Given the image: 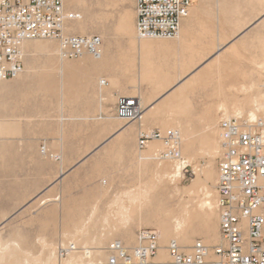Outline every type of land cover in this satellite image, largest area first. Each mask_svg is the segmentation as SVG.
Returning <instances> with one entry per match:
<instances>
[{"label":"rangeland","instance_id":"1","mask_svg":"<svg viewBox=\"0 0 264 264\" xmlns=\"http://www.w3.org/2000/svg\"><path fill=\"white\" fill-rule=\"evenodd\" d=\"M136 1L137 0H127L125 2H117L116 6H107L105 0H88V3L91 6H94L93 13L97 12L91 17L94 20L101 22L107 32H110L112 34L114 33L116 35L115 38L119 39V41H122L119 46L125 45V41L121 40L119 36H117L115 31L116 24L119 20L120 15L128 9H131L134 14H136ZM193 2V7L197 4L202 6V23L207 26H215L218 32H221L223 38L218 43L219 46L216 49L215 53L207 58L206 62L200 64V66H197L190 74H186L185 78L183 79L187 80H182L174 89L169 88L170 86L168 87L169 89L166 88V90H164L163 96L160 97L154 105H157V103L159 104L165 95L167 96L171 93L167 97L169 98L181 88L180 86H182V84L189 83L197 75L206 71L207 69H210V67L214 65L215 67L207 73V76L205 78L206 81L201 85L197 84L192 93L189 95L190 109L189 113L187 114L191 116V122L189 125L190 129H193L194 134H197L196 137L201 143L203 137L208 132L207 109L209 106H215L220 100L213 97L214 88L216 86V83H218L217 80L215 81V77H217L218 75L228 77L227 79L222 81V84H225V88L226 86L228 88L229 84L231 83H244L245 81L241 76V73L248 72L251 68L257 67V63H260V34L263 35L264 40V5L261 9L260 4L256 5V8H252V5L248 3V0H193ZM66 10L68 12H74L69 8H66ZM84 17L87 18L86 15H84ZM94 35L101 36L99 32H94L90 36ZM49 41H54L59 44V42L55 40ZM117 49L118 48H116L115 50ZM237 51L240 52L239 56L235 55ZM46 56L48 55L40 54L37 56L31 76L34 79L37 78V75L39 73L48 72L47 75H50L49 83L51 89H46V87L40 88L37 86L36 82H33L31 84H23V82H18L16 81V79H14L10 80L9 83L12 84L8 89L10 90L11 87L20 86L21 92H19L18 94H12L8 90L9 94H7V91H0V102L2 101L6 104L5 108L0 107V115H5V119L8 120V124L14 126L18 132L14 136H0V243H7L12 239L20 241L19 243L24 248V251L26 253V258L30 257L29 259H31L33 264H48V258L52 256L54 259H56L55 251H57L62 246V240L64 236L63 228L66 225L65 223L68 222V224L73 225L78 222L91 219V223L89 224V229L91 231V235L89 234L90 237H109L110 235H113L114 237L112 239H107L104 242L103 248L105 251H107L109 245L115 241L122 242L130 251H132L138 244L137 235L140 230L150 229L160 234L159 230L153 224L149 223V220L152 218L151 214H154L157 211L156 206L159 204V197H161L162 195L168 196L169 199L167 198L164 203L165 210L167 209L166 211L174 212H177L180 209L179 205H183L186 200H190V196L188 195V192L185 191V189L187 190L197 178L196 171L194 170L195 168L191 166L192 169L189 170L188 173L184 174L182 181L178 185L179 188L181 190H184L185 192L183 191L177 197V194H174L175 192H173L172 188H170L169 191H162L163 188L159 187L161 185L156 182V170L154 169V166L152 164L144 166L134 155L135 160L126 161V163L131 164L130 172L126 173H130L133 191L127 194H119L117 192H114V182H112L115 175H118V170L116 167H114L118 162L114 161L112 157L102 158L101 155L106 154V150L108 149V147H110L114 143V141H112V143L109 142V137L114 135L112 134L114 130L110 131L106 128L104 130H101L100 128L88 127V125L99 126L101 124V122L99 121L67 122L68 127H72L71 129L69 128V132L71 131L74 137L84 136L91 138V140H105L109 143L107 145H37L39 154H41L40 150L42 146H47L48 149H50V154L54 156L60 155L64 157L65 150L67 152L71 151V153L73 154L74 165H78L79 163H81L82 159L96 157L99 158L95 161L96 166L94 169H86L82 173L79 171V174L73 178V185L71 189L72 192L68 195L71 199L68 200V202H66L64 197H61L63 184L60 176L57 177V196L61 199L59 202H56L58 206H56L55 212H51L49 214L47 213L46 215H44L45 217H41L39 215V212H41L42 209H40L41 205L39 203L40 201L38 197V187L34 185L32 186V184H10L11 181L30 182L33 177L30 176L24 178L7 176V162H10V160L8 161V159H11L12 157L7 156L6 149H14L15 154L18 151L19 153H28L29 149H31V146L29 144H23V138H26V136H39L38 134H35L34 131L38 130L40 126H44L48 129L51 128L50 130H54L53 126H55V128L57 129V127L59 128L60 126H64L67 120L66 116L64 115V101H58L57 103L52 102L58 99L57 95L64 94L63 91L65 89V82L61 80V78H63V74L65 73L62 70L63 63H60V70V68L54 67L53 64L50 63L49 57ZM211 61L214 62L208 66V63ZM24 63L26 69L25 56ZM216 65L218 67H216ZM189 67L190 66L187 65L186 72L189 70ZM215 70L216 72H218L214 75L213 71ZM186 72L183 73L181 69H177V72L173 71L172 75L178 74L181 77ZM58 78L59 80H57ZM123 78L127 79V75ZM261 79L262 82L260 81L261 83H259V87L262 89V91H264V70L262 71ZM177 80L178 79H176L171 85H173ZM86 89H88V83ZM226 90L228 91V89ZM43 92L48 94V96H41ZM39 99H41V101ZM166 99H164L163 101H165ZM161 103L157 106H160ZM150 109L151 108L146 110L144 109L143 113L144 111H149ZM229 110L230 114L234 113L232 108ZM250 112V110H244L241 113L244 114V118H248L247 116L250 114ZM224 113L225 110L221 109L217 112L218 120L216 122V129L218 131V139L219 123L223 119ZM13 115H16L17 117H13ZM28 118L32 121H29ZM140 121L130 122L137 125V131L135 133V147H137L139 152L146 149H140L138 147L139 135L141 132L145 131L140 127ZM154 129H158L164 132L165 130H168L170 128L163 129V127L156 126L152 130ZM147 132L149 131L147 130ZM11 150L9 151L11 152ZM201 152L202 154H199L198 157V164L204 166L208 159V156L206 155L207 149L200 151V153ZM109 155L111 156L112 153ZM60 156H58L60 158V160L58 161L51 158L49 154L48 156L46 155V158L48 160H53V162L55 161L56 163H60ZM184 156L186 157L185 154ZM214 162L218 177L217 155ZM2 164L4 165L3 167ZM103 180L108 182V187H103L101 185ZM153 182H156L155 184L159 185H155L158 188H155L154 186V188L151 189L150 195L153 196V199L155 197L154 201L151 202L153 205L149 206L151 204L149 201L138 202V205H147L142 208H137L138 212L130 218V222L127 224L125 222V211L130 210V206H132V204L135 206L136 203L133 202L130 197L132 196V194L135 195L136 193H139L138 190H141L140 193L143 194V191L140 188H148L149 186L153 185ZM65 185L66 184H64L63 187H65ZM11 191H15L18 196H22V199L17 200L15 205L10 204L8 208H5V204L8 202L6 200V197ZM181 199L185 200L181 201ZM68 205H70L71 207H68ZM3 208H5L6 210ZM94 211L95 214L92 215ZM47 218L50 219V221H55V223H46ZM117 227L119 230L117 229ZM115 230L119 232H115ZM128 231L131 232L133 239H130L128 237ZM219 236L221 239L220 224ZM93 237H91V242H89V244H91L89 246L94 249L95 247H98V245L96 244V240L94 241L92 239ZM198 240H201L203 242L204 238H194V242L190 246V248H185L182 246L183 250L186 253H189L191 251V247ZM221 242L222 239L217 244L209 245L210 249H213L214 247L220 245ZM204 244L206 243L204 242ZM79 250L82 251L83 249ZM56 254L58 256V251L56 252ZM54 261H56V264H60L59 256L58 260ZM170 262V264H174L172 258ZM77 264L83 263L79 262ZM150 264H154V259L150 261Z\"/></svg>","mask_w":264,"mask_h":264},{"label":"bare ground","instance_id":"2","mask_svg":"<svg viewBox=\"0 0 264 264\" xmlns=\"http://www.w3.org/2000/svg\"><path fill=\"white\" fill-rule=\"evenodd\" d=\"M125 1L127 0H105L107 6H116L117 2ZM64 2L66 3L65 8H69L79 15L78 20L69 22L67 24L66 28L68 34H80L82 36H90L94 32H99L103 41H106V37H108L107 31L103 27L101 22H98L97 20H94L91 17L97 12L93 13L94 6H91L88 3V0H65ZM248 3L252 5V8H256V5L260 4L261 9L264 5V0H248ZM193 8L191 9L189 16L183 19L182 22L191 17L194 11ZM84 15H86L87 18H85ZM135 18L136 14H134L131 9H128L120 15L119 20L116 24V34L121 40L125 41V45H120L117 50H115L114 48L113 50L110 49L108 45H105L107 43L103 42L104 45L102 46V56L100 58H94L90 55L92 59L90 57L88 59L93 60V63H96V66H98V63L105 62V66L111 67L109 68L110 70L112 68L115 70L118 69L121 71L122 74L124 73L125 75H127V81L125 80L126 82H122L121 79H117L119 77L116 78L117 80L114 78L115 80L111 82L109 80V87L105 85L107 79H100L98 81L97 85L99 86V88L104 92H111V95L112 91L110 89L113 86L117 88V91L120 90L118 92H126L128 86L131 85L133 86V90L135 91L136 85L138 81H140L144 89V94L142 95L143 103H141V106L146 110L148 108L147 106L150 105V102H152V100L158 94H160L161 92L166 90V88L171 86V84L176 79H179L180 75H172L173 71L177 72V69H181L183 73L186 72L187 65H189V63L187 64L189 57L188 59L186 57H182L176 58L173 61L171 60L170 56H177L176 52L178 50L176 46V38L178 36L174 39L153 38L139 40L136 36ZM108 38H111V36H109ZM260 39V63H257V67L251 68L248 72L241 73V76L245 81L244 83H231L229 84L228 88L227 86L225 88V84H222V81L227 79L228 77L219 75L215 77V81L217 80L218 83H216V86L214 88L213 97L218 98L220 100L215 106H209L207 109L208 132L203 137L201 143H198L196 141L197 134H194L193 129H190L189 124L191 122V116L187 115L190 109L189 95L192 93L197 84L201 85L203 82L206 81L205 78L207 76V73L215 67L214 65L210 67V69H207L206 71L197 75L189 83L182 84V86H180L181 88L169 98H167L165 101H163L160 106L153 107L149 111H144L143 113L142 119L140 121V127L143 130L152 131L154 127L158 126L163 127V129H174L179 132L182 142L181 150L183 158L189 165L195 168L194 170L197 174V178L194 180L193 184L187 190L185 189V191L188 192V195L190 196V200H186V202L184 201L185 203H183V205H179L180 209L178 208L179 210L177 212L166 211L167 209L165 210L164 203L167 200L168 196L162 195L158 198L159 204L156 206L157 211L156 213L151 214L152 218L149 220V223L153 224L159 230L160 233V249L158 251L157 256L154 258V264L171 263V257L166 247L172 240H176L181 246L185 248H190V246L194 242V238L196 237H203V242H205L208 247L209 245L219 243V241L221 240L219 236L220 217L216 206V184L218 177L214 162L216 159V155L218 156L219 144V139L217 138L218 131L216 129V122L218 120L217 112L220 109L225 110L223 119H229L234 117L244 118V114H242L241 112H243L244 110H250L251 112L247 116V120H261L264 122V91H262V89L259 87V83L262 82V71L264 70V40L262 34H260ZM109 45L111 46V43ZM22 53L23 56L26 57V69L24 73H22L18 78H16V81L23 82V84H31L33 82H36L37 86L40 88L46 87V89H51L49 83L50 75H47L48 72L39 73L37 75V78H34L35 80L31 76L35 60L40 54L48 55L46 57H49L50 63H52L54 67L60 68V70V63L62 62V70L64 72L65 66H69L68 64H65L69 62L70 59L62 57L60 45L54 41H27L22 45ZM235 55L239 56L240 52L237 51ZM85 56L86 54H84L79 59L81 60L82 58H85ZM216 67L218 66L216 65ZM74 69H76V67ZM217 72L215 70L213 71V74L215 75ZM98 73L100 74V71ZM98 73L97 75H99ZM9 82L10 80L0 81V91H7V94H9L8 88L12 84ZM89 85H93V82H89ZM115 89L113 88L112 90ZM226 89H228V91ZM9 91L12 94H18L19 92H21V87H11ZM137 92L135 91L134 93L130 94H133L134 96ZM5 105L6 104L4 102H0L1 108H5ZM231 108L234 112L233 114H230L229 109ZM112 114L110 117H113ZM14 116L17 117L16 115H13V117ZM5 117V115H0V136L16 135L18 133L17 129L14 126L9 125L8 120L5 119ZM28 120L32 121L29 118ZM119 124L124 128L121 135H119L121 139L114 141V143L110 147H108L106 153L108 155L119 151L131 153L135 155V157L144 166L152 164L154 166V169L156 170V182L161 185L159 186L158 184H155L156 182H153V185L149 186L148 188H140L142 189L143 194L140 193L141 190H138L139 193H136L135 195L132 194L130 199L136 203L135 206L133 204L132 206H130V210L125 211V222L128 224L130 222V218L138 212L137 208H142L147 205H138V202L149 201L151 203L154 201L155 197L153 199V196L150 195V193L151 189L154 188L155 185L162 187V191L164 192L167 190L169 191L170 188H172L173 192H175L174 194H177L178 197V195H180L184 191L181 190L178 185L184 177V171L180 162L167 161L161 157L162 153L165 151V145L163 144V142L159 140H153L148 143L147 148L144 151L139 152L137 147H135V133L137 131V125L135 123L129 124V122L122 119H119ZM46 149L49 153L50 149H48L47 147ZM204 149H207L206 155L208 156V159L206 164L204 166H201L198 164V157L199 154H202V152L200 153V151H203ZM184 154L186 155V157L184 156ZM101 185L103 187H108V182L103 180ZM156 187L157 186H155V188ZM60 199L61 198L57 196L55 201L59 202ZM183 200L185 199H181V201ZM151 205L153 204L151 203L149 206ZM56 206L58 205L56 204ZM94 214L95 211L92 213V215ZM90 223L91 219L81 221L73 225L68 224V222L65 223L66 225L63 228L64 236L62 240V246L67 247L69 245H75L77 249H83L82 251L77 250L70 253L68 258L64 260L65 263L77 264L79 262H82L83 264H85L87 261L96 262L107 260L108 251L104 250L103 245L107 239H112L114 237L113 235H110L109 237L91 236L93 237L92 239L94 241L96 240V244L98 245V247H95L94 249L91 248L89 246L91 244H89V242H91V237L89 236L91 232L89 229ZM116 231L117 230H115V232ZM128 237L130 239H133L131 232L129 231ZM19 242L20 241L12 239L7 243H0V264H33L31 259H29L30 257L26 258L24 248L20 245ZM57 251H55L56 259H54L52 256L49 257L48 264H56V261L54 260H58V256L56 254ZM213 258V251L212 249H210L208 260Z\"/></svg>","mask_w":264,"mask_h":264},{"label":"built area","instance_id":"3","mask_svg":"<svg viewBox=\"0 0 264 264\" xmlns=\"http://www.w3.org/2000/svg\"><path fill=\"white\" fill-rule=\"evenodd\" d=\"M193 5V0H137V38H176ZM78 19L77 13L66 10L64 0H0V81L14 80L24 72L22 45L27 41L55 40L66 59H79L84 54L100 58L101 36L67 33V24ZM116 115L129 123L138 122L143 108L138 98L121 97ZM153 140L165 145L163 159L180 162L184 174L192 169L183 158L178 131L141 132L138 147L145 149ZM41 151L48 153L46 146ZM49 156L60 160L50 153ZM217 158L216 206L222 242L212 249L214 258L210 260V247L201 240L189 253L172 240L167 247L169 255L174 264H264V122L243 117L222 119ZM137 241L132 251L115 241L107 249V260L85 264H150L160 249L158 232L140 230ZM77 250L75 245L61 246L60 264H67L64 260Z\"/></svg>","mask_w":264,"mask_h":264},{"label":"crops","instance_id":"4","mask_svg":"<svg viewBox=\"0 0 264 264\" xmlns=\"http://www.w3.org/2000/svg\"><path fill=\"white\" fill-rule=\"evenodd\" d=\"M193 9L194 11L191 17L186 19L184 22H182L179 35H178L179 38L178 37L176 38V46L178 50L176 52L177 56H174V55L170 56L172 61L176 58L186 57L188 59L189 57L187 64L189 63L188 66L190 67H189V70L184 75H182L173 85L169 87L172 89L178 86V84L182 80H187V79H183L185 78L186 74H190L197 66H200V64L206 62V59L215 53L216 49L219 46L218 43L223 38L221 35V32L219 33L215 26H211V25L207 26L204 23H202L203 22L202 6L197 4L194 6ZM135 21H136V18H135ZM107 35L108 37L111 36V38L106 37V41L105 42L103 41L104 43H107L105 45L106 46L108 45L110 49L118 48L119 44L122 43V41H119V39L115 38L116 35L114 33L112 34L110 32H107ZM109 42L111 43L112 47L109 45L110 44ZM89 57L91 58L89 54H86L85 58H82L83 60L81 59L82 61L80 59H77V60L70 59V61L65 64V65L68 64L69 66H65V73L63 74V78H61V80L65 82V89L63 91L64 94L57 95V98H58L57 100H54V101L50 100L54 103H57L58 101L59 102L64 101V106H65L64 115L66 116V119H67L64 126H60L59 128L57 127V129L55 128V126H53L54 128L53 127L52 128L54 130H50L51 128L48 129L44 126H40L38 130L34 131V133L38 134L39 136H33V137L26 136V138H23L24 139L22 141L23 144H29L31 146V149H29L28 153H19L18 151L15 154L14 149L12 150L9 148L6 149L7 156L12 157L11 159H8V161L10 160V162H7V169H6L7 176H10V177L16 176V177H24V178L30 177V176L33 177V179L30 182L11 181L10 184L12 185L15 183H22L24 185L32 184V186L34 185L38 187V190H39L38 197L40 201L39 203H41L40 209H42L41 212H39L40 213L39 215L41 217H45L44 215H46L47 213L49 214L51 212H55V208H56L55 199L58 195L57 177L60 176V179H62L63 185H62V190H61V197H64L66 202H68V200L71 199L70 196L68 195L72 192L71 189L73 185V178L79 174V171L82 173L86 169L87 170L94 169L96 166L95 161L98 160L99 158L96 157V158L82 159L81 163H79L80 165L79 164L74 165L73 164V160H74L73 154L71 153V151L67 152L65 150L64 157L58 155L61 157V162L56 163L55 161L53 162V160H50V159L48 160L46 158V155L48 156L50 152L47 154H42L40 150L41 154H39L37 145L38 144H42V145L44 144L46 145L48 144H51V145H74V144L75 145H89V144L107 145L109 142L112 143V141L120 140L121 138L119 135H121L123 131V126L119 124V118L116 115L118 99L121 97H125V96H126L125 98L134 97V98H138L140 104L143 103L142 95L144 94V91H143V86L141 85L140 81H138L136 85L137 90L135 88V91L136 92L138 91V92L134 96L133 94H130V93L135 92L133 90V86H131L130 84H129L130 86L127 85L128 89L126 90V92H122V91L118 92L120 90L117 91L116 87L114 86L111 87L110 90L112 91V95L114 97L111 95V92L107 93L101 90L99 86L97 85L100 79H103V80L107 79L105 85L109 87L110 86L108 85L109 80L111 82V81H114L117 77H119L117 79H121L122 81H125V80L127 81V79L123 78L126 75L124 73L122 74L121 71L118 69L115 70L112 68L111 69L112 71H111L109 69L111 67L105 66L106 64L105 62H103L104 64L98 63L97 65L99 67L104 66L106 69L104 67L99 68L98 66H96V63H93V60H91L92 58L88 59ZM213 62L214 61L209 62L208 66L211 65ZM75 67L77 70L74 69ZM97 71L98 72L100 71V74ZM97 73L99 75H97ZM57 80H59V78ZM89 82H93V85H89ZM87 83H88V89H86ZM113 88L114 89L116 88V89L112 90ZM163 94H164V91L158 94L152 100V102H150V105L147 106L148 107L147 109L159 105L171 93L167 96L165 95L159 104L157 103V105H154L155 102L160 97L163 96ZM41 96L47 97L48 94L43 92ZM39 100L41 101V99ZM114 110H115V114H114ZM111 114L113 117H110ZM73 121H80V122L99 121L101 122L99 126L98 125L97 126L88 125V127L100 128L101 130H104L105 128L110 131L114 130L112 133L114 135L109 137L110 138L109 142L105 140H91V138L84 137V136L74 137L72 135V132L71 131L69 132V128L71 129L72 127L71 126L68 127L67 125V122H73ZM144 132H147V131H144ZM196 141L199 143L198 138H196ZM9 150H11V152ZM101 155H102V158L112 157L114 161L118 162L114 166L118 170L117 171L118 175H115L112 181L114 182V192H117L119 194H127L133 191L132 182L130 179V173L129 174L126 173V172H130L131 164L126 163V161L135 160L134 155L131 153H125V152H120V151L114 152L111 156L108 155L107 153L101 154ZM3 166L4 165L2 164V167ZM64 184H66L65 187H63ZM20 199H22V196H18V194L15 191H11L8 193L6 197L8 204L6 203L5 204L6 207L5 206L4 207L8 208L10 204L15 205L16 201ZM68 207H71V206L68 205ZM48 218H47L46 223L48 224L55 223V221H50V219Z\"/></svg>","mask_w":264,"mask_h":264}]
</instances>
